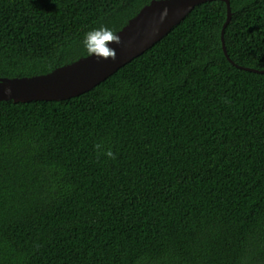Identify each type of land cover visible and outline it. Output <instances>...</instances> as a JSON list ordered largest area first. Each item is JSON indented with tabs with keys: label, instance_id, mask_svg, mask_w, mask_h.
Masks as SVG:
<instances>
[{
	"label": "trees",
	"instance_id": "trees-1",
	"mask_svg": "<svg viewBox=\"0 0 264 264\" xmlns=\"http://www.w3.org/2000/svg\"><path fill=\"white\" fill-rule=\"evenodd\" d=\"M152 1L0 0V77ZM229 1V56L263 71L264 0ZM227 20L203 4L87 93L0 102V264H264V73L226 57Z\"/></svg>",
	"mask_w": 264,
	"mask_h": 264
},
{
	"label": "water",
	"instance_id": "water-1",
	"mask_svg": "<svg viewBox=\"0 0 264 264\" xmlns=\"http://www.w3.org/2000/svg\"><path fill=\"white\" fill-rule=\"evenodd\" d=\"M217 1L226 3L228 7V20L222 32V40L224 53L233 62L225 42L226 30L234 16L229 0H153L116 33L121 37V45L109 44L116 51L115 60L89 55L48 74L0 77V102L64 101L87 93L162 41L197 7ZM165 9L167 16L161 21ZM238 67L264 73V70Z\"/></svg>",
	"mask_w": 264,
	"mask_h": 264
},
{
	"label": "clouds",
	"instance_id": "clouds-1",
	"mask_svg": "<svg viewBox=\"0 0 264 264\" xmlns=\"http://www.w3.org/2000/svg\"><path fill=\"white\" fill-rule=\"evenodd\" d=\"M167 16V9L161 14V21ZM121 37L114 34L110 29L100 28L92 30L85 34L84 45L89 55H95L98 58L116 59L115 49L109 47V44L121 45ZM96 149H102L101 144H97ZM108 158L115 159L114 154L109 150L104 153Z\"/></svg>",
	"mask_w": 264,
	"mask_h": 264
}]
</instances>
